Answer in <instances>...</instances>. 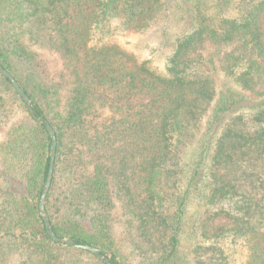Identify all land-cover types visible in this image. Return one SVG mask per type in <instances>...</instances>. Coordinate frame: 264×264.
<instances>
[{"label": "trees", "instance_id": "trees-1", "mask_svg": "<svg viewBox=\"0 0 264 264\" xmlns=\"http://www.w3.org/2000/svg\"><path fill=\"white\" fill-rule=\"evenodd\" d=\"M182 1L190 18L179 35L164 30L172 45L160 68L120 39L168 20L172 0H0V63L32 101L30 110L0 73V126L12 119L0 263L26 251L38 264H105L48 233L39 207L48 120L58 146L46 210L58 236L123 264L111 232L119 208L142 264H184L195 195L193 264H264V0H214L217 19L200 1ZM26 39L60 55L63 95ZM205 120L203 151L185 182L184 158Z\"/></svg>", "mask_w": 264, "mask_h": 264}, {"label": "rangeland", "instance_id": "rangeland-1", "mask_svg": "<svg viewBox=\"0 0 264 264\" xmlns=\"http://www.w3.org/2000/svg\"><path fill=\"white\" fill-rule=\"evenodd\" d=\"M202 4L203 11L214 19H217L219 12L215 5L214 0H198ZM182 0H172L171 7L169 10L168 20L156 24L151 28L147 33L139 35L128 34L123 36L120 40L125 43L126 47L129 49H141L147 54H152L153 59L160 68L164 67V62L166 55L169 52L172 39L170 40L164 34V30H167L170 36L179 35L187 27V20L190 18V14L185 9L182 8ZM190 13L193 14L192 11ZM264 30V26H263ZM26 44L28 48L34 52V56L37 60L42 61L46 66V72L48 74L49 83L59 84L63 83V86H60L61 93L65 92L64 82H65V69L63 61L60 55L42 45H39L33 41L26 39ZM219 85L223 86L224 83L228 82L227 78H224L223 75L219 76ZM109 115V112H105L104 117ZM12 119H8L5 123L0 126V174L3 166V159L5 155V146L4 143L7 138V132L11 124ZM207 120H205L197 132L196 139L192 142L187 150L185 155V172H184V181L187 182L190 179L192 169L191 167L199 161L201 151H203L202 144H204V132L206 130ZM200 155V156H199ZM199 156V157H198ZM3 183V177L0 175V186ZM0 187V227L1 230L6 226V223L9 221V218L6 219V210L4 203V196ZM196 194V193H195ZM192 203L187 210L186 225L184 227L185 232L182 236L181 245H180V258H182V263L184 264H193V240L189 235V232L195 222L199 211L200 199L198 196L193 195ZM114 217L111 220V232L114 239L115 249L123 264H142L138 256L136 255L131 241H130V231L125 225L124 217L122 210L116 208ZM113 211V212H114ZM26 251L23 252H13L7 255L6 259L2 260L0 264H21L24 259L27 260V264H38L37 260H32L27 257Z\"/></svg>", "mask_w": 264, "mask_h": 264}, {"label": "water", "instance_id": "water-1", "mask_svg": "<svg viewBox=\"0 0 264 264\" xmlns=\"http://www.w3.org/2000/svg\"><path fill=\"white\" fill-rule=\"evenodd\" d=\"M0 73H2L5 77H7L11 81V83L14 86V88L16 89V91L23 98V100L28 104V108L30 110H32V101L29 98L28 94L22 88V86L20 85V83L18 82L16 77L9 70L4 68L1 65V63H0ZM45 124H46V127H47V129L50 133L51 139H52L51 160H50V166H49L46 182L44 184V188L42 191V196H41L39 207H40V210L42 212V215L44 216V220H45L46 227L48 229V233L55 242H64V243L76 246L78 248L88 250L91 253L97 255L101 260L104 261L105 264H111L110 261L108 260V258L106 257V255L104 254V251L101 248H99L95 245H92V244H78L72 238L60 237L55 233V231L52 227L50 217H49L48 212L46 210V200H47V196H48L49 190L51 188L52 180H53V176H54V167H55V159H56V154H57L58 139H57L56 131H55L54 127L52 126V124L48 120L45 121Z\"/></svg>", "mask_w": 264, "mask_h": 264}]
</instances>
